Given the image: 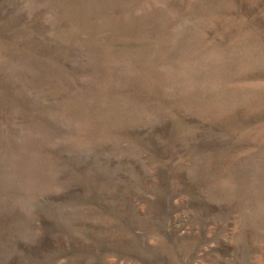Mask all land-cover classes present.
<instances>
[{"label":"rangeland","instance_id":"obj_1","mask_svg":"<svg viewBox=\"0 0 264 264\" xmlns=\"http://www.w3.org/2000/svg\"><path fill=\"white\" fill-rule=\"evenodd\" d=\"M0 264H264V0H0Z\"/></svg>","mask_w":264,"mask_h":264}]
</instances>
